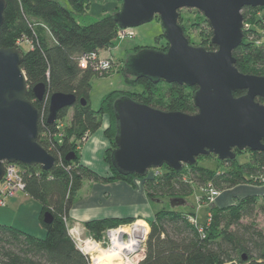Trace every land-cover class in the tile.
Here are the masks:
<instances>
[{
    "label": "trees",
    "instance_id": "1",
    "mask_svg": "<svg viewBox=\"0 0 264 264\" xmlns=\"http://www.w3.org/2000/svg\"><path fill=\"white\" fill-rule=\"evenodd\" d=\"M2 1L0 47L16 48L22 53L21 69L28 84L27 100L39 112L37 142L56 162L48 171L40 166L17 164L24 185L23 194L41 206L38 220L45 230V237L36 238L0 225V264H91L88 256L77 249L65 223L69 221L75 196L86 181L133 184L138 179L143 181L144 192L151 201L163 198L184 200L196 188L222 192L238 185H264L263 152L234 150L235 158L224 161L208 154L199 156L194 165L184 166L180 171L163 165L162 172L155 169L150 177L149 172L144 177L121 174L111 160L117 134L114 103L125 97L162 112L193 115L197 112L193 103L197 88L133 78L125 73L123 65L124 81L133 91H112L102 98L99 109L91 110V79L97 73L90 67L81 68L80 59L90 53L100 54L116 41L118 33L123 30L115 19L121 3L118 2L119 7L100 20L84 26L77 19L85 16L88 0H67L68 8L54 0ZM261 12H264L262 7L242 9L243 39L233 51V57L236 69L245 75L264 76V44L256 45L260 30L264 28V15L258 19ZM179 21L180 17L178 24ZM205 23L208 35L212 37L211 28L207 21ZM246 24L256 25L258 29L244 30ZM161 37L165 39L164 34ZM21 43L28 44L27 51H22ZM167 49L168 45L160 49L140 48L133 54L144 50L166 52ZM203 49L214 51L216 47L210 40L208 47ZM38 84L46 87L41 101H37L32 93V88ZM138 88L140 90H136ZM55 93L74 95L77 102L60 110L54 123H48L49 97ZM244 93L237 92L235 97ZM81 99L86 102L85 106L78 102ZM256 102L264 105V98H257ZM104 116L108 119L104 136L110 145L104 153V161L110 169L108 178L81 165L78 157L80 141L100 128ZM244 152L249 154L245 163L237 159ZM67 155L74 158L65 161ZM211 157L227 169L217 173L200 166V159ZM200 201L208 203L206 196ZM258 202V197L249 195L238 204L223 208L208 203L209 215L204 225L196 224L189 214L177 211L180 206L157 212L147 222L149 231L143 255L136 264H264V228L256 223L257 216L264 213V205ZM45 214L51 215L49 224L43 222ZM133 223V219L109 218L86 222L83 227L91 239L102 242L108 230Z\"/></svg>",
    "mask_w": 264,
    "mask_h": 264
},
{
    "label": "water",
    "instance_id": "2",
    "mask_svg": "<svg viewBox=\"0 0 264 264\" xmlns=\"http://www.w3.org/2000/svg\"><path fill=\"white\" fill-rule=\"evenodd\" d=\"M121 3L115 19L120 27L132 29L159 18L166 52L144 50L131 54L124 70L133 78L156 83L196 87L193 97L197 112H162L125 97L114 103L117 134L111 154L114 168L124 175L146 176L163 165L174 171L192 166L199 156L214 155L218 161L233 160L234 150L264 153V76L245 75L235 67L233 51L243 39L242 9L264 8V0H112ZM193 9L208 22L214 51L190 45L178 24L179 11ZM4 3L0 0V28ZM22 53L0 47V181L3 163L40 166L48 171L55 159L37 142L39 112L27 100L28 84L21 69ZM46 87L32 88L37 101ZM245 92L235 97L237 92ZM74 95L49 97L47 122L76 104ZM81 106L86 102L78 101ZM67 155L65 161H71ZM170 208L184 205L182 199L169 201ZM51 215L43 222L49 224ZM148 235V233H147ZM146 235V238H147Z\"/></svg>",
    "mask_w": 264,
    "mask_h": 264
},
{
    "label": "crops",
    "instance_id": "3",
    "mask_svg": "<svg viewBox=\"0 0 264 264\" xmlns=\"http://www.w3.org/2000/svg\"><path fill=\"white\" fill-rule=\"evenodd\" d=\"M107 127L108 119L104 116L100 128L80 141L78 157L81 165L88 167L102 177L108 178L110 177V169L104 161V153L110 147L108 140L104 136V131ZM197 189L198 191H196L194 199L190 201V205H188L189 203L187 201L189 198L188 196L184 198L186 203L181 205L179 207L180 209L176 208V210L189 214L198 225L207 223L209 215L208 208L210 205L217 208L236 205L241 199L249 195L258 197V203L264 205V186L249 184L235 186L219 192V195L209 203L210 205H208V203L207 205L199 203L204 194L201 189ZM18 195L10 198L11 202L8 206L6 204L5 207L1 208L8 210L5 211L7 213L11 212L18 216L19 227H17L19 230L36 238H43L45 236V230L38 220L41 211L40 204L29 198L26 194L21 193ZM23 198V203L19 204L18 202ZM168 204V207L166 206V208H164L163 199L156 201L149 200L144 192L143 181L138 179L134 180L133 184L123 181L108 183L86 181L83 182L82 188L76 194L70 208L68 227L69 229L71 227L78 228L80 231L86 233L83 227L86 222L109 218L133 219L135 222L140 221L147 225V222L151 220L157 212L170 210L169 200ZM196 204H198V206L194 212L193 207ZM183 207H187V209L181 210ZM202 208L205 210L204 219L199 222L197 215ZM9 209H12V211H9ZM11 217L15 218V216Z\"/></svg>",
    "mask_w": 264,
    "mask_h": 264
},
{
    "label": "rangeland",
    "instance_id": "4",
    "mask_svg": "<svg viewBox=\"0 0 264 264\" xmlns=\"http://www.w3.org/2000/svg\"><path fill=\"white\" fill-rule=\"evenodd\" d=\"M54 1H58L59 3L63 4L68 8L67 0H54ZM88 4H89L88 10L87 12H85L84 14L85 16L79 17L77 19V22L80 25L85 26L92 24L103 18L105 14L112 12L116 7H119L118 2L112 0H88ZM263 15L264 12L263 13L261 12L258 15V19L263 18ZM179 17H180L179 24L183 27L184 33L186 34L188 41L190 42V45L193 47L207 48L208 43L212 37H210L207 33V28H206L207 26L205 23L206 19L203 17V15L193 9H182L179 11ZM251 27L258 29L256 25L246 24V27L244 26V30H248ZM129 31L133 33V38L131 39L125 38L123 40L117 38L116 41L108 50H103L100 53L103 58L109 57L111 59L110 61L111 66L109 70L105 72H101L99 74L97 73V76H94L91 79V90L89 93V106L91 110L95 111L99 109L102 98L112 91H133V88L125 83L123 76L124 61L129 56H131V54L137 52L140 48L160 49L168 45L166 44L167 43L166 40L163 37H161L163 35V29L157 17L150 23L129 29ZM19 46L24 52L27 51L29 48L27 43H21ZM136 90H140V89L138 88ZM70 116H71V111L69 112L68 118ZM237 159L238 161L245 163L246 160L249 159V154L244 152L241 155H238ZM199 164L204 168L215 170L217 171V173H220L227 169L224 165L219 164L215 157H211L208 159H200ZM154 170L155 169H151L148 171L149 172L148 177L152 175ZM158 170L159 172H162L164 168H159ZM194 191L195 192H193L187 199L189 203L188 205H190L191 203L190 201L194 199L195 193L196 191H198V189L196 188L194 189ZM201 191L203 192L204 196H206L205 191L204 190ZM19 197L22 196L20 195ZM10 200L11 199L6 200L7 206L8 204H10L11 202ZM168 200H169L168 198H163L164 206H165L164 208H166V206L168 207L169 205ZM23 201L24 198L21 199L18 203L21 204L23 203ZM199 203L207 205L206 201L203 202L199 201ZM197 206L198 204H196L193 207L194 212L196 211ZM4 209L0 207V225L11 226L15 229H18L19 227L18 216H16L14 213L11 212L7 213L5 211L8 210L6 209L4 210ZM185 209H187V207L186 208L183 207V209L181 210H185ZM9 211H12V209H9ZM204 214H205V210L202 208L199 211V214L197 215L199 222L204 219ZM11 216H15L16 220ZM256 223L257 226H259L260 228H264V213L259 214L257 216ZM133 224L129 226H121L118 227L117 229H121L124 227H131ZM80 237L81 240L83 241L91 239L87 233H84L82 231ZM122 239L123 242L128 241V237L126 235H124ZM145 241L146 238L145 240L140 242L139 249L137 250V252L128 256V259L132 264H136V262H138L142 258ZM110 245H111L110 240L108 236L105 235L103 241L101 242V247L107 248Z\"/></svg>",
    "mask_w": 264,
    "mask_h": 264
},
{
    "label": "built area",
    "instance_id": "5",
    "mask_svg": "<svg viewBox=\"0 0 264 264\" xmlns=\"http://www.w3.org/2000/svg\"><path fill=\"white\" fill-rule=\"evenodd\" d=\"M117 38L121 40L125 38L131 39L133 38V33L129 31V29H125L118 33ZM262 44H264V28L261 31L260 39L256 42L257 46L262 45ZM79 65L81 68L90 67L94 72L99 74L101 72H105L109 70L111 63H110L109 57L103 58L101 54L90 53L88 55H84L80 59ZM3 166H4V174H3V178L0 181V207H5L6 200L17 196L18 194H21L24 191V185L21 180L20 169L18 165L4 162ZM205 193L208 199V203H211L212 200L215 199L219 195V192L212 188H208V190H206ZM65 223L68 227L69 226L68 221H65ZM118 230L120 229L108 230L105 235H107L109 238V235L112 232H115ZM68 232L71 238L73 239V241L75 242L77 249L83 254L87 255L82 249V246L84 245L85 241H92V242H96V241L93 239H89L85 241L81 240V237H80L81 231L78 228L76 229L74 227H71L69 229L68 227ZM123 237H124V234L121 236V241H123L122 239ZM96 243L101 245V242H96ZM88 258L90 260L89 256Z\"/></svg>",
    "mask_w": 264,
    "mask_h": 264
},
{
    "label": "bare ground",
    "instance_id": "6",
    "mask_svg": "<svg viewBox=\"0 0 264 264\" xmlns=\"http://www.w3.org/2000/svg\"><path fill=\"white\" fill-rule=\"evenodd\" d=\"M148 231V226L138 221L131 227L112 232L109 235V247L102 248L96 242L85 241L82 249L90 257L91 264H132L128 256L137 252ZM123 234L128 237L127 242L121 241Z\"/></svg>",
    "mask_w": 264,
    "mask_h": 264
}]
</instances>
